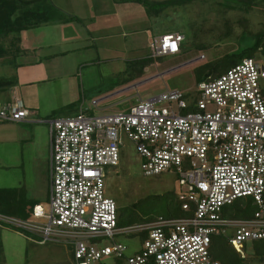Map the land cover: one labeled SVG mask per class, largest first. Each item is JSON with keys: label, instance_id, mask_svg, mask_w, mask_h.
Segmentation results:
<instances>
[{"label": "built area", "instance_id": "1", "mask_svg": "<svg viewBox=\"0 0 264 264\" xmlns=\"http://www.w3.org/2000/svg\"><path fill=\"white\" fill-rule=\"evenodd\" d=\"M184 40L180 34L155 38L151 57L178 55ZM28 114L19 100L0 104V122H22ZM48 125L50 211L33 209L48 224L14 222L44 242L72 239L75 264H221L212 256L213 237L224 236L239 252L264 241V66L255 59L199 83L190 99L167 90L129 111L90 116L80 110ZM124 137L135 145L145 176L178 177L188 218L119 226L104 169L119 167ZM239 199L258 207L252 218L226 217ZM123 235H141V249L128 255L124 245L104 246Z\"/></svg>", "mask_w": 264, "mask_h": 264}, {"label": "rangeland", "instance_id": "2", "mask_svg": "<svg viewBox=\"0 0 264 264\" xmlns=\"http://www.w3.org/2000/svg\"><path fill=\"white\" fill-rule=\"evenodd\" d=\"M165 1H172V4H160ZM61 3H67L71 12H75L63 16L69 18V22L73 21L71 25H66L64 34L56 26L57 23L22 34L25 40L34 39L37 44L41 40L50 44L63 37L74 39L61 48L73 54V57L66 58L69 60L70 76L64 75L61 80L51 77L55 80L36 86L41 109L55 110L54 115H49L52 118L74 117L80 110L90 116L129 111L139 99H150L167 90H177L190 99L196 94L198 84L205 80L207 65L226 54L239 53L260 39L264 43V0H258L253 6L249 5L248 0H39L33 5L40 10L53 11L58 19L60 13L53 6ZM229 7L236 9L224 12ZM239 9H242V13ZM110 11L118 14L119 20H137L126 24L128 37L122 33L115 34V39L111 40L114 49L108 46L109 40L98 41V36L109 34V30L93 34L89 29L92 16ZM228 20L230 24L227 25ZM133 32L137 33L130 34ZM178 32L186 38L183 43L185 52L160 59L157 61L159 66H152L143 77L133 79L141 71L142 62L150 57V44L154 37ZM227 33L231 35L227 36ZM86 46L93 47L79 51ZM52 52L40 51L35 58ZM72 60L74 63L70 62ZM255 60L264 66L263 53H258ZM18 61L21 63L34 59L23 57ZM16 71L6 65L4 60L0 61V77L15 78ZM136 85L131 91L120 93ZM33 91L26 88V98L33 100ZM96 101L99 102L95 107L93 103ZM70 105L74 107L68 109ZM43 114V117H47ZM46 122L39 124L34 132L28 129L33 135V149L36 151L22 145V165H17L20 151L18 153L9 145L3 147L1 158L8 166L15 168L0 171V189L24 188L30 198L38 200L48 215L50 133ZM124 145L119 167L104 169L106 194L116 202L119 214L123 211L121 227L139 224L134 223L137 216L140 222L151 217L166 216L170 200L174 201L182 191L178 177L169 172L145 176L135 145L125 137ZM177 203L172 204L173 210L178 209ZM0 212H3L2 208ZM234 216L235 211L229 209L226 217ZM14 220L20 221L0 214V264H75L72 239H69V243L65 238L55 237L44 242L41 234L20 227ZM27 222L45 226L48 219L32 218ZM141 239V235H123L114 241L105 240L104 246L121 244L127 247L128 255H132L141 249ZM223 247H212L213 255L218 254Z\"/></svg>", "mask_w": 264, "mask_h": 264}, {"label": "trees", "instance_id": "3", "mask_svg": "<svg viewBox=\"0 0 264 264\" xmlns=\"http://www.w3.org/2000/svg\"><path fill=\"white\" fill-rule=\"evenodd\" d=\"M37 1L39 0H0V61L4 60L6 62V65H9L14 70H17L20 66H22V64L19 63L18 59L30 56L32 54V51L26 49L23 45L25 39L22 37V34L24 32L33 30L43 25L65 22L63 19H69L64 18V15L54 6L53 9H56L60 13L58 15V19L55 16L56 13H54L53 11L40 10L38 7H35L33 5ZM248 1L250 6L256 5V3L258 2V0ZM160 4H172V1H165ZM229 8L230 9H226V11L224 10V12L236 9L232 7ZM239 11L242 13V9H239ZM227 22V25L230 24L229 20ZM171 34L183 35L179 32L168 33L165 35ZM230 35L231 33H227V36ZM185 40L183 41V43L185 42ZM183 43L180 48V53L185 52V47H183ZM258 53L264 54V43L262 42V39H260L255 45L245 48L239 53L226 54L225 56L218 58L209 65H207L208 67H206L207 71L205 72L204 81L214 80L220 77L230 68L241 63L242 60H244L245 58L255 59ZM162 58L164 57H149L144 60L142 62L143 67L141 71L137 72L135 76L136 78L133 79L140 78L142 76L144 68L153 64L155 61H159ZM16 83L17 76L15 78L0 77V90H11L16 86ZM73 107L74 105H70L67 108L72 109ZM79 112L80 111H78V114ZM176 199L174 198V201L170 200L167 207V215L159 217H163L164 219H175L188 218L190 216V214L182 210L178 196ZM176 203L178 205V209L173 210V205H175ZM37 205H40L39 202L35 200H30L27 197V193L24 188L0 189V208L3 209V212H0V214L2 215L15 217L22 221H30L32 218H35L33 215V209ZM228 209L235 211V218L250 219L257 212L258 207L253 203L251 199H239ZM122 212L123 211H121L120 214L118 212L119 226H121L122 223ZM155 219L156 218L151 217L148 220H143L144 222H140V217L137 216L134 219V223H149L154 221ZM215 246H224L222 250L218 252V254L213 255L212 253L213 258L221 264H264V241L246 243L243 247V250L239 252L229 243L227 239L222 237H213L211 252L212 247L215 248Z\"/></svg>", "mask_w": 264, "mask_h": 264}, {"label": "crops", "instance_id": "4", "mask_svg": "<svg viewBox=\"0 0 264 264\" xmlns=\"http://www.w3.org/2000/svg\"><path fill=\"white\" fill-rule=\"evenodd\" d=\"M54 7L57 8L63 15H66V16L70 15V14L68 15V12L69 13L73 12V14L75 13L73 10L71 12L69 7L67 6V3H61V5L55 4ZM71 17H73V19H76L75 15L71 14ZM117 17H118V14L114 12L112 13V11L102 12L100 14H97L96 16H92V19H91L92 23L89 26V29L91 30V32H93V34H99V33H102L103 31L109 30V34L98 36V41L106 42L109 40L108 46L111 49H114L111 40L115 39L114 37L115 34L122 33L123 36H127L128 33L125 31L127 28L126 24L137 21V20H132L130 18H124L122 20H119ZM63 20L65 22H59L56 24V26L59 27L61 30L60 32L64 34V32L67 30L66 25L67 26L71 25L73 21L70 20L71 22H69L68 20H65V19ZM134 33H137V32H133L130 34H134ZM73 40L74 39L71 40V38L69 37L68 38L63 37L61 40L57 39L53 41V43H50V44H47L46 41L44 40L43 41L41 40V42H39L40 44H37L34 41V39L33 40L28 39L24 41L25 48L32 51V54L27 57H29V59H34V61L21 62L22 66H20L16 71L17 73L16 86L12 88L11 90H0V104H12L16 100H19L22 102L24 108L28 111L29 114L26 117V119H24V121L22 122H17V123L0 122V171L3 169L9 170V169L15 168L14 166H8L5 163V161H3V159L1 158L2 157L1 152L3 150V147H6V145H9L11 148L18 151V153L20 151L21 153L19 156L20 158L18 157V162H19V159H20V162L17 165H22L21 159L23 158V153H24V150H22L23 149L22 145L23 146L26 145L27 148H32V149L35 145L34 140H33V135L28 131V129L34 132V130L37 129V127H39V124L45 123L46 120L50 121L54 119L49 115H54L56 113L54 112L55 110L45 111L41 109L42 103L40 102V99L38 98V90L36 89V86H40L41 83L48 84L52 80L54 81L55 79L61 80L64 78V75L66 77L70 76L69 71H68V65H69L68 61L69 60L67 61L66 58L68 56L73 57V54L70 52V50L64 51L61 48H65L68 41H70L69 43H71ZM92 47L93 46H86L84 48L79 49V51L81 50L87 51L88 49L89 50L92 49ZM43 50H52L53 52L45 56L38 55V59H36L35 56L40 51L43 52ZM70 62L74 63L73 60ZM157 63L158 62L155 61L153 64L144 68L145 70H143L141 77H143L146 74V71H148V68L150 69L152 68V66H159V63L158 64ZM65 70L67 71L68 74L65 72ZM51 77H54L55 79H52ZM137 86L138 85L128 87L124 89L123 91H121L120 93L129 92ZM26 88H30L34 90L32 92V95L34 98L33 100H30L31 98L30 99L26 98V96L24 95V91L26 90ZM96 102L98 105L99 101H96ZM43 113L47 117H43L42 116ZM33 150L36 151V149H33ZM29 199L38 201L37 199H32L30 197Z\"/></svg>", "mask_w": 264, "mask_h": 264}]
</instances>
